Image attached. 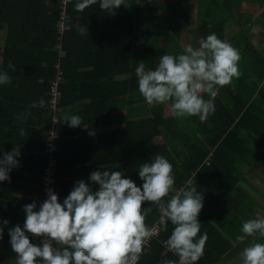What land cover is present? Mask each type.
I'll list each match as a JSON object with an SVG mask.
<instances>
[{"label":"trees","instance_id":"trees-1","mask_svg":"<svg viewBox=\"0 0 264 264\" xmlns=\"http://www.w3.org/2000/svg\"><path fill=\"white\" fill-rule=\"evenodd\" d=\"M75 2L76 0H67L64 4V0H0V57L10 61L3 64L0 61V70L11 76L10 83L0 85V98L2 103L5 101L16 110H22L23 113L39 111L43 117L42 125H46L43 136L45 164L41 173L37 175L38 181L42 184L41 175L48 162L45 153L46 132L53 123L50 85L58 75L56 65L61 63L64 71L62 78L66 76L71 82L70 60L81 57L80 49L86 50L88 54V45L81 46L79 43L81 40L89 41L90 54L97 59L93 63L94 74L103 69L112 70L114 73L108 79L110 83H113L117 72L130 74L129 79L122 84L124 89L122 97H118L119 101L115 94L102 97L103 100L105 98L107 102L105 105L108 107L104 114L109 121L107 126L109 133L106 135L110 141L109 152H115L116 136L118 142L121 138L124 174L133 179L138 186L142 183L138 176V166L147 161V151L154 155H164L173 165L177 187L186 186L191 181L197 190L204 194V206L198 219L201 222L200 231L207 232L208 239L204 255L197 264L215 262L228 248L226 234L231 233L233 227L226 228L229 218L227 214L230 201L239 193L237 185L240 184L241 168L246 164L243 155L245 144L237 134L241 125L231 127L229 124L230 120L234 121L235 118H241L240 123L245 119V112L242 111L245 105L232 100V106L239 109L233 110L235 117L227 121L226 106L228 107L231 98L225 94V85L219 88L214 98L215 112L203 122L198 116L177 119L171 115L166 104L152 110L146 107L137 108L141 101L138 97L135 98V87L138 88L135 69L141 60L147 62L148 54H153L155 50L144 46L147 37L137 31V19L141 10L137 8L136 0H125L127 5L122 4L114 10V14L101 9L98 2L83 11H77L74 8ZM64 13L68 16L66 32L60 40L59 25ZM76 24L88 26L89 34L81 35L74 27ZM60 44L66 53L61 60L56 49ZM99 57L105 59L101 61ZM132 66L134 68L131 69ZM145 68H148L146 63ZM108 80L104 79L102 82L106 83ZM60 90L63 105L67 103L69 96L67 85L61 83ZM41 97L46 101L44 107H32V102L38 101ZM120 103L123 105V113L116 115V107ZM134 107L135 109H132ZM96 112H99L97 105L94 114ZM216 116L220 117L218 124L215 123ZM116 121L119 127L114 126ZM120 128L123 132L116 134ZM159 137L164 139L163 143L156 142ZM53 187L55 190V184ZM40 195L42 197V193ZM148 204L150 202H145L143 206ZM158 215V211L153 207L146 217V224L155 226ZM226 217L227 222L221 221ZM6 219L9 222L13 220L11 215ZM170 227L171 224L167 231L160 230L159 236L150 241L149 251L141 255L138 264H158L165 259H177L171 251L166 253L167 247L162 243L170 234ZM218 227L221 230H218ZM213 244H217L221 251L213 253ZM13 254L10 243L8 246L0 244V262Z\"/></svg>","mask_w":264,"mask_h":264},{"label":"clouds","instance_id":"clouds-1","mask_svg":"<svg viewBox=\"0 0 264 264\" xmlns=\"http://www.w3.org/2000/svg\"><path fill=\"white\" fill-rule=\"evenodd\" d=\"M97 2L112 14L122 4L127 5L125 0H76L74 8L83 11ZM74 27L81 35L89 34L88 26ZM240 59L239 50L213 32L201 37L198 46L188 43L178 54L166 52L155 68L146 70L145 64L139 63L135 69L138 91L150 106L168 105L177 119L198 116L205 120L216 110L214 98L219 88L240 77ZM10 82L11 76L0 70V85ZM45 103L41 97L31 106L44 107ZM27 116V112L18 114L17 119ZM63 121L70 127L82 125L76 114ZM19 134H25L24 128ZM0 152V182L10 181L11 171L20 163V149ZM138 176L142 181L139 186L124 171L98 168L90 172L87 181L76 180L62 202L48 188L42 202L24 204L23 225L8 228L16 264H138L156 233L145 222L153 207L159 213V229L167 231L169 224L172 226L162 243L177 257L158 264H197L208 239L207 232L200 231L198 219L204 194L191 181L177 187L173 165L161 154L140 164ZM145 202L150 204L143 206ZM8 224V219H0V241ZM240 232L237 241L264 237V216L244 220ZM239 258L240 264H264V242L244 247Z\"/></svg>","mask_w":264,"mask_h":264},{"label":"crops","instance_id":"crops-1","mask_svg":"<svg viewBox=\"0 0 264 264\" xmlns=\"http://www.w3.org/2000/svg\"><path fill=\"white\" fill-rule=\"evenodd\" d=\"M136 2L137 8L141 10L137 19V31L147 37L144 46L155 50L153 54H148L147 62L141 60L148 68H155L159 58L166 52L178 54L188 43L198 46L201 37L213 32L222 40L230 42L240 52L241 75L226 85L224 91L226 96L231 98L228 107L226 106L227 121L235 117L233 110L239 109L232 106V100L245 105L242 110L245 112V119L241 123V118L230 120L229 126L241 125L237 134L245 144L243 155L246 164L241 168L240 184L237 185L239 193L230 201L228 222L227 217L221 219L227 222V229L229 226L233 227L231 233L226 234L228 242H225L228 248L222 257L208 263L240 264L239 253L244 247L254 242H264V237L259 236H249L245 241L235 239L237 235L242 234L240 228L244 220L257 215L264 216V0H136ZM79 45H88V54L86 50L80 49L81 57L70 60L71 82L66 76L61 81L62 85H67L69 95L67 103L60 105L58 114V171L55 192L61 202L69 194L74 182L79 179L87 181L91 171L98 168L124 171L121 138L118 142L116 136L115 152H109L110 141L106 136L109 133L107 128L109 121L104 114L108 107L105 98L103 100L102 97L115 94L119 101L118 97H122L124 89L122 84L129 79L130 74L117 72L113 83L108 80L114 73L110 69H103L94 74L93 63L97 59L90 54V42L81 40ZM56 49L61 60L66 53L58 46ZM4 59L0 57L2 64L10 62L7 58ZM103 59L105 57H101L100 60ZM58 66L62 71L60 62L56 68ZM118 68L117 62L116 69ZM104 79L108 81L103 83ZM137 97L141 101L137 108L146 107L152 110L163 105H148L135 87V98ZM95 105L99 108L96 114ZM167 107L170 112L168 105ZM21 111L5 101L2 103L0 98V150L11 151L13 147L20 149L18 157L20 163L11 171L10 181L0 182V219H6L8 215L13 219L4 226V239L0 241L3 246L9 244L8 228L17 223L23 225L25 219L23 205L33 200L38 204L43 201L42 184L38 181L37 175L41 173L45 164L43 136L46 125H42L43 117L39 111L28 112L27 119H17L18 114H23ZM122 113L123 105L120 103L116 107V115ZM73 114L82 118L81 126L70 127L63 121L65 117ZM218 118L220 119V117L215 119L217 124L220 122ZM119 122L122 127V119ZM115 123L114 126L119 127L118 121ZM20 128L25 130L23 136L19 134ZM122 132L120 128L116 134ZM156 142L163 143L164 139L159 137ZM153 156L152 152L147 151V161ZM218 230L221 228L218 227ZM30 239L36 242L34 237L30 236ZM212 247L213 253L221 251L217 244H213ZM168 251L167 249L166 253ZM0 264H16V253Z\"/></svg>","mask_w":264,"mask_h":264},{"label":"built area","instance_id":"built-area-1","mask_svg":"<svg viewBox=\"0 0 264 264\" xmlns=\"http://www.w3.org/2000/svg\"><path fill=\"white\" fill-rule=\"evenodd\" d=\"M67 3V0H64V4ZM64 17L59 25V33H60V40H62L64 32H66V20H67V13H64ZM59 49L62 51V45H58ZM58 75L55 80L51 82L50 85V110L53 112V123L49 127L46 132L47 135V144L45 148V153L48 158L47 166L44 169L42 174V193H43V200L47 198V189L52 188L54 190L53 185L56 182V172L58 170V139H59V130H58V114L60 112V105L62 100V92L60 90V84L62 81V71L60 66L57 67ZM55 191V190H54ZM156 229V233L150 239H156L159 236L160 229L158 224L153 226ZM149 241V243H150ZM149 243L147 247L149 246Z\"/></svg>","mask_w":264,"mask_h":264}]
</instances>
